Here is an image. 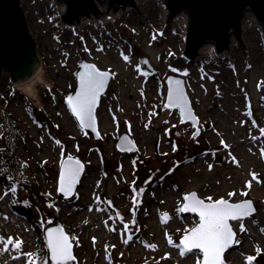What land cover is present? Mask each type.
Instances as JSON below:
<instances>
[{
    "label": "rangeland",
    "instance_id": "1",
    "mask_svg": "<svg viewBox=\"0 0 264 264\" xmlns=\"http://www.w3.org/2000/svg\"><path fill=\"white\" fill-rule=\"evenodd\" d=\"M20 1L41 65L22 84L6 71L0 78V141L2 115L11 114L20 130L18 152L27 163L14 202L4 195L8 181L0 180V235L21 239L24 253L41 249L44 255L42 227L58 221L73 242L74 264H198L202 253L182 255L179 243L199 217L177 211L182 194L196 191L201 198L252 199L259 206L243 219L244 231L241 221H232L240 243L224 264H248L246 255L255 257L252 264H264V31L256 15L249 11L243 18V42L232 35L223 51L212 42L217 55L198 50L192 58L186 54L190 16L187 25L177 15L170 18L169 9L166 16L167 0H134L118 15L93 16L73 29L66 28L76 23L64 21L63 0ZM105 1L108 13L119 10ZM246 17L257 21L244 24ZM143 57L149 63L142 64ZM82 59L113 75L97 112L99 139L78 128L65 103ZM169 75L184 79L199 118L197 137L192 123L165 105ZM48 87L56 102L43 97ZM123 133L137 147L129 155L116 146ZM69 155L85 163L88 175L65 199L57 186ZM125 225L132 229L130 240ZM2 248L0 243V264H26L23 257L13 258L11 245Z\"/></svg>",
    "mask_w": 264,
    "mask_h": 264
},
{
    "label": "water",
    "instance_id": "2",
    "mask_svg": "<svg viewBox=\"0 0 264 264\" xmlns=\"http://www.w3.org/2000/svg\"><path fill=\"white\" fill-rule=\"evenodd\" d=\"M102 3L105 0H63L66 4V12L63 16V19L66 23L73 24L80 20L81 17H87L91 14L98 15L99 10L97 3ZM109 6L113 9L125 8L127 6H134V0H109ZM167 6L170 10V18L178 15L180 12L185 11L190 16L189 24V35L187 40L186 54L189 57L194 58L198 54V50L207 43H215L217 49L222 51L227 49L230 44L231 36L235 35L239 41L241 39V30H242V20L245 14L249 11H252L259 22L261 23L264 31V0H167ZM243 42V41H242ZM40 58L36 50V41L32 37L28 23L25 17V13L21 6L20 0H0V78L2 72L6 71L11 75L12 81L17 84H21L28 79L32 78L39 69ZM142 64L149 63V60L145 57L141 58ZM93 62L82 59L79 63L78 69L75 71L76 77V86L69 95H74L76 90L79 87V77L78 73L82 70L84 64ZM99 67L97 64H95ZM100 68V67H99ZM101 69V68H100ZM103 70V69H101ZM113 75L111 73L108 81L106 82L104 90L101 92L97 105L95 108V117H96V128H81L79 121L71 113V110L67 106V99L65 100L66 106L76 122L78 128L88 134L93 135L95 138H100V128L98 120V108L100 106L101 97L107 91ZM175 80L179 79L182 81V87L185 91V94L189 101V108L193 114L197 117V121L193 122L190 120H185L181 113V118L184 123H192L196 128L194 137H197L200 133L199 129V118L196 115L190 97L187 93L184 79L177 75H169L167 78V83L169 79ZM68 95V96H69ZM165 105L167 108L178 109L167 106V96ZM179 110V109H178ZM180 112V111H179ZM117 149L121 152H130L133 153L136 151L137 147L133 139L127 133H124L120 136L117 141ZM79 159L78 157H74ZM67 159L64 158L63 161ZM81 161V172L77 177V181L73 186L72 192L70 195L65 196L59 191V178H58V193L62 198L69 199L71 198L76 190L79 187V184L84 177L86 165ZM62 164L60 166L61 171ZM60 174V172H59ZM196 192V191H194ZM197 193V192H196ZM198 195V193H197ZM199 196V195H198ZM253 206L256 211L251 214V216L257 214L259 211V206L252 200ZM109 205H112L109 201ZM182 208V207H181ZM184 215H197V213H192L190 211H182ZM249 216V217H251ZM248 218V217H245ZM164 220H168V215L163 216ZM244 219V218H243ZM234 221V220H232ZM232 221L230 223L232 224ZM59 226L65 233L66 230L58 221L49 222L45 225L43 229V240L48 228H56ZM234 230V229H233ZM235 231V230H234ZM236 233V231H235ZM69 237V235H68ZM181 239V238H180ZM237 239V233L236 237ZM71 244L72 253L75 257L74 246L72 240L69 237ZM236 248V244L230 245L222 253V259L227 253ZM46 249V248H45ZM191 250L200 251L199 249L193 248ZM201 252V251H200ZM47 253V249H46ZM202 253V252H201ZM74 261L66 262V264H74ZM47 264H53L51 261L50 255L47 261Z\"/></svg>",
    "mask_w": 264,
    "mask_h": 264
},
{
    "label": "snow or ice",
    "instance_id": "3",
    "mask_svg": "<svg viewBox=\"0 0 264 264\" xmlns=\"http://www.w3.org/2000/svg\"><path fill=\"white\" fill-rule=\"evenodd\" d=\"M123 55V54H122ZM124 60L128 61L130 58L127 55H123ZM140 68V65H136ZM176 71H184L186 69H176ZM111 73L107 70H101L95 64L87 63L82 66V70L79 71V87L74 95L67 96V106L71 110V113L79 121L81 128H96L95 108L98 98L101 92L104 90L106 82L108 81ZM146 75V73H145ZM182 81L177 79L174 82L170 78L167 88V106L178 108L182 117L185 120L193 122L197 121V117L193 114L189 108V101L183 89ZM50 90V89H49ZM264 133V129L260 130ZM255 140L256 137H253ZM221 143L224 147L228 148L223 140ZM261 154L264 155V148L260 149ZM233 160L235 157L232 158ZM62 167L59 174V191L65 196L71 194L74 184L77 181V177L81 172V161L73 156H67L65 161L61 162ZM23 167V165L21 166ZM211 167V165H209ZM3 170H0V176H3ZM251 176L257 178V173L252 172ZM5 179L8 181L4 186V195L11 196L12 201H15V194L19 187V182L16 178L9 174ZM151 179V177H149ZM247 184H251V181H246ZM143 187L135 189L136 193H142ZM244 193L245 190L241 189ZM235 194V190L228 193L229 196ZM155 195V193H153ZM183 195L182 208L180 211H190L198 214V222L188 228L184 235L180 239L179 248L181 254H185L187 250L196 248L202 252V260L198 264H224L222 259V253L225 249L232 244H239L240 241L235 239L236 233L233 230V226L230 223L232 220H239L240 230L244 231L243 218L251 216L256 211L253 203L249 199L237 200L235 202L225 197H219L213 199L212 197L201 198L196 192H187ZM2 198V197H0ZM98 210H103L99 209ZM167 215V213H165ZM132 223H135L133 220ZM253 223H258L253 220ZM129 236L128 239H132V229H128L125 225ZM264 231V228L261 229ZM46 241L45 248L47 253L41 255V249H37L35 252L24 253L20 251L22 240L15 239L11 236L7 237V240L3 235H0V243H2V250H8L9 246L15 250L13 258L23 257L26 264H36L39 260V264H47L49 255L53 264H66L75 260L71 249L68 234L65 233L59 226L56 228H48L44 237ZM95 240V237H93ZM127 242V240L125 241ZM169 243H172L169 238ZM147 247L153 248L154 245L148 244ZM256 252H260V248H256ZM165 255H168L165 253ZM255 257L253 255H246L248 264H252Z\"/></svg>",
    "mask_w": 264,
    "mask_h": 264
},
{
    "label": "trees",
    "instance_id": "4",
    "mask_svg": "<svg viewBox=\"0 0 264 264\" xmlns=\"http://www.w3.org/2000/svg\"><path fill=\"white\" fill-rule=\"evenodd\" d=\"M49 89L50 88L48 87V90H45V92H43V97L48 96L47 100L49 102H54V101L56 102L55 96L53 97L54 101L52 100V98H49L50 93H51V96H53L52 92ZM9 90H12V89H9ZM15 92H16L15 89H13V93ZM8 94L10 95L9 92ZM10 96L12 98V95ZM13 96H16V93L15 95L13 94ZM37 110L35 111V109L31 107L32 113L37 114L38 113ZM2 117L4 118V122L2 124L4 125V132L2 135V139L0 141V170H3L4 174L3 176H0V180L1 179L6 180L5 177L11 174L18 181L19 178L24 176L25 165L27 164L18 152L19 143H20V136H19L20 130L17 125L18 121L11 114H8V113L6 114L4 113ZM38 119L36 118V120ZM22 165L23 167H21ZM34 196L36 198H39L38 192H34ZM255 262L258 263V261H255Z\"/></svg>",
    "mask_w": 264,
    "mask_h": 264
},
{
    "label": "bare ground",
    "instance_id": "5",
    "mask_svg": "<svg viewBox=\"0 0 264 264\" xmlns=\"http://www.w3.org/2000/svg\"><path fill=\"white\" fill-rule=\"evenodd\" d=\"M98 6V10L100 15L97 17L96 15L91 14L90 16L87 17H81L80 20L78 22H76V24H73L72 26H66L67 29H73L77 24H84L85 21H88L91 17H95L96 19H102L105 20L107 15H118L119 13H121L124 9H119L116 12L113 13H108V4L107 1H104L103 3H97ZM64 7H66V4L63 2L61 5V9H63ZM168 6H165V15L167 16L168 14ZM170 16V15H169ZM177 20H179L180 22H183L184 24H188L189 23V15L187 12L182 11L177 15ZM257 20L254 17H246L244 20V24L248 23V22H256ZM242 26H243V20H242ZM233 39V37L231 36V40ZM159 48V47H157ZM200 52L203 54H213V55H217L219 52L216 50L215 45L213 43H207L205 45H203L200 49ZM40 71V70H39ZM38 71V72H39ZM38 72L35 75H38ZM35 77V76H34ZM33 79V77H32ZM29 81V79L27 80ZM26 82V81H25ZM23 82V83H25ZM22 84V83H21Z\"/></svg>",
    "mask_w": 264,
    "mask_h": 264
},
{
    "label": "flooded vegetation",
    "instance_id": "6",
    "mask_svg": "<svg viewBox=\"0 0 264 264\" xmlns=\"http://www.w3.org/2000/svg\"><path fill=\"white\" fill-rule=\"evenodd\" d=\"M93 137H94V136H93ZM123 154H124V155H129L130 153L123 152ZM87 170H88V167H87L86 170H85V175H88V174H87ZM82 181H83V179L81 180L80 185H81Z\"/></svg>",
    "mask_w": 264,
    "mask_h": 264
}]
</instances>
